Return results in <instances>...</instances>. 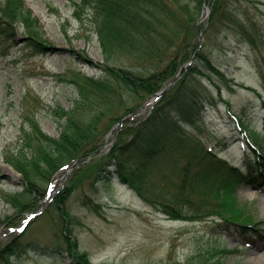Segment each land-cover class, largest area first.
<instances>
[{"label":"trees","instance_id":"trees-1","mask_svg":"<svg viewBox=\"0 0 264 264\" xmlns=\"http://www.w3.org/2000/svg\"><path fill=\"white\" fill-rule=\"evenodd\" d=\"M193 1L202 7L203 0H72L77 18L90 16L106 62L101 66L100 76L76 69L56 73L61 81L76 88L72 106L55 109L61 127L57 136L44 131L36 119L39 98L26 95L19 146L4 153L6 162L20 173L23 189L0 192L15 213L22 216L17 222L12 215L5 218L0 215V226L17 227L36 213L56 173L76 159L79 161L49 204L28 221L20 234L0 247V264H10L14 255L28 248L58 253L61 247H66L74 259L72 264H91L90 252L82 251L73 235L74 216L69 202L80 188L92 191L100 183L110 184L116 178L170 218L195 221L215 217L223 222L219 223L222 228L235 227L246 243L256 237L251 215L234 208L233 202L245 184L264 182V136L260 137L233 114L245 138L250 143H261L254 159H247L246 170L200 140L207 128L204 113L211 96L198 95V87L205 88L199 77L214 80V75L226 85L234 79L215 65L205 51L208 44L200 43L199 18L190 8ZM206 2L212 12L200 28L211 40L225 24L224 20L236 22V18L233 1ZM21 27L34 52L59 51L42 39L38 18L25 0H0L3 42L13 41ZM248 38L256 45L253 34ZM6 49L3 48L4 53ZM194 54L195 60L182 69L168 91L146 111L139 112L150 96L176 78ZM128 59L135 64L126 66ZM118 61L122 64H116ZM215 85L219 89V84ZM118 122L120 126L105 152L106 135ZM91 154V159L85 162ZM85 195V204L98 210L101 205H90L91 194ZM53 209L59 215L61 232L52 249L33 237L23 238L35 221L43 214L52 215ZM233 252L236 250L217 246L199 252L197 260L195 255L190 260L193 264H224L223 257Z\"/></svg>","mask_w":264,"mask_h":264},{"label":"rangeland","instance_id":"rangeland-1","mask_svg":"<svg viewBox=\"0 0 264 264\" xmlns=\"http://www.w3.org/2000/svg\"><path fill=\"white\" fill-rule=\"evenodd\" d=\"M231 1L236 22L224 20L225 24L211 40H207L204 32L201 40L208 44L205 51L209 52L215 65L234 80L226 85L214 75V80L204 75L199 77L205 88L198 87V95L211 96L204 113L207 128L199 136L209 149L246 170V158L251 156L254 159L255 151L243 142L232 112L242 118L249 129L257 131L260 137L264 136V0ZM25 3L38 18L42 39L59 51L34 52V47L25 40L27 33L23 27L18 29L19 34L11 42L4 43L0 38V192L23 189L20 173L6 162L4 153L19 146L17 140L24 120L22 111L26 95L39 98L36 119L44 131L57 136L61 127L55 109L71 107L76 88L61 81L56 73L76 69L100 76L101 66L106 62L90 16L86 14L82 19L77 18L73 14L72 0H25ZM206 5L210 12L205 15L203 3L202 7H198L196 1L190 3L198 21L205 15L201 21L203 24L212 12L207 2ZM252 34L256 37V45L248 38ZM133 63L134 60H125L126 66ZM116 64L120 65L122 61ZM181 72L177 73L178 77ZM215 83L219 84V89ZM118 128L106 135L105 152ZM256 143L261 145L258 141ZM74 169L72 166L60 170L54 176L53 181L58 179L56 188ZM87 193L91 194L90 205H101L98 210L85 204ZM233 204L234 208L250 214L255 222L257 234L248 245L235 227L224 229L227 226H219L223 223L219 218L195 221L170 218L118 178L110 184L102 182L92 191L80 188L72 195L69 210L74 216L73 235L82 251L90 252L91 264H193L190 260L193 255L197 260L199 252L217 246L238 249L223 257L224 264H264V183L242 186ZM52 213L43 214L23 238L33 237L45 244L44 247L52 249V245L58 243L57 234L61 232L59 215L54 209ZM0 215L3 218L12 215L17 222L22 216L15 213L2 194ZM19 231L16 226L1 225L0 247L20 234ZM59 250L61 252L53 253L28 248L14 255L10 264L74 263L66 247Z\"/></svg>","mask_w":264,"mask_h":264},{"label":"water","instance_id":"water-1","mask_svg":"<svg viewBox=\"0 0 264 264\" xmlns=\"http://www.w3.org/2000/svg\"><path fill=\"white\" fill-rule=\"evenodd\" d=\"M203 7H204V12H205V15L206 14H208L209 13V9H208V7H206V5L205 4H203ZM205 15L204 16H202L201 18L203 19V18H205ZM201 19V20H202ZM201 20L199 21V23L201 22ZM198 23V24H199ZM201 35H202V33L200 32V37H201ZM165 90V89H164ZM164 90H162V91H160V92H157L153 97H151L149 100H148V102H146V104L145 105H147L148 103H150V102H153L157 97H159L160 96V94H162V92L164 91ZM66 174V173H65ZM64 174V175H65ZM53 194H54V189H52L51 190V193H50V198L53 196Z\"/></svg>","mask_w":264,"mask_h":264},{"label":"bare ground","instance_id":"bare-ground-1","mask_svg":"<svg viewBox=\"0 0 264 264\" xmlns=\"http://www.w3.org/2000/svg\"><path fill=\"white\" fill-rule=\"evenodd\" d=\"M263 257H264V255H263Z\"/></svg>","mask_w":264,"mask_h":264}]
</instances>
